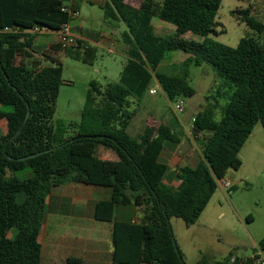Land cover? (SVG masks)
<instances>
[{
  "label": "trees",
  "instance_id": "1",
  "mask_svg": "<svg viewBox=\"0 0 264 264\" xmlns=\"http://www.w3.org/2000/svg\"><path fill=\"white\" fill-rule=\"evenodd\" d=\"M139 2L134 7L125 0H107L100 7L109 25H125L128 59L117 83L103 88L90 82L80 121L71 124L73 134L66 138L52 125L64 83L60 60L51 57L49 66L28 68L16 59L33 53L36 35L25 31L58 30L72 20L63 9L75 11L78 6L71 0H0V106L11 109L0 111L6 125L0 135V264H41L37 238L45 200L53 188L66 183L111 189L110 200L96 204L95 218L113 223L112 264H185L170 220L194 225L217 191L216 181L241 167L239 153L258 122L264 132V22L259 12L264 0L234 12L252 34L235 48L211 37L222 27L216 21L222 0ZM153 17L172 25L173 34L157 36ZM188 34L199 40L186 38ZM60 51L87 65L96 60L95 47L80 40L65 50L59 44L50 50ZM175 51L186 57L162 66ZM204 64L218 81L191 128L202 159L195 168H178L180 184L172 188L163 183L168 168L158 158L164 143L178 138L162 124L145 125L140 134L131 135L133 106L153 81L170 103L193 97L189 69ZM200 135L206 138L200 140ZM99 147L117 160L99 158ZM25 169L32 175L19 179L16 174ZM129 203L140 208L139 222H114L115 206ZM256 247L264 254V237ZM231 258L213 264H253L248 257L240 262ZM66 264L84 263L71 257ZM198 264L210 263L202 256Z\"/></svg>",
  "mask_w": 264,
  "mask_h": 264
},
{
  "label": "rangeland",
  "instance_id": "2",
  "mask_svg": "<svg viewBox=\"0 0 264 264\" xmlns=\"http://www.w3.org/2000/svg\"><path fill=\"white\" fill-rule=\"evenodd\" d=\"M154 1L161 2L162 0ZM259 1L222 0L216 16V21L222 27L217 29L216 36H211L212 39L235 48L242 37L251 36V32L238 21L237 14L234 12L244 10L251 4L258 5ZM259 12L264 22V7ZM78 14L77 18L71 20V28L82 27L96 34H107L112 32V27L119 24L116 33L119 40L123 39L120 33L126 31L125 25L114 21L110 23L113 24L112 26L109 25L104 19L102 10L97 6L81 3L78 7ZM167 25L173 28L172 25ZM155 31L157 35L171 34V32L161 34L158 29ZM95 49L96 60L93 65H87L68 57L60 58L64 83L60 87L56 100L52 125L54 130L61 132L66 138L73 134L71 124L80 121L90 82H97L103 88L108 83H117L125 64L126 59L119 54L117 49L113 48L112 51H117V53L111 54L99 47ZM180 53V51L171 52L167 58L171 61L176 59ZM167 65L169 64H162V66ZM209 70L212 69L206 64L190 67L189 83L195 90L197 89V94L192 99H182L187 113L178 114V117L176 116L178 119L190 122L191 112L194 111L195 103L199 101L202 94L197 88V83L203 76L205 81L211 79L207 76ZM213 75L217 77L214 71ZM215 77L211 80L212 84L216 80ZM152 89L157 90L154 81L151 82L142 100L135 103L138 106L135 104L133 106L136 109V115L128 128V132L133 136L140 134L144 126L148 122L151 123L156 118L155 116H167L172 110L173 103L167 101L159 90L157 93H152ZM4 130V122L0 121V134H3ZM102 150L99 148L98 153ZM240 158L242 159L241 167L236 174L230 173L234 177V186L232 185V191L229 194L228 190H225L226 198L220 196V189L217 188L198 221L190 227H186L180 219L170 220L176 245L185 264H198L202 256L210 264L227 260L230 256L238 259L247 258L254 251L256 243L264 237V132L260 122L253 128L240 152ZM23 177L24 175H18L19 179ZM217 198L221 199L220 204L215 203ZM220 205H224L226 215L224 218H218ZM246 217L250 219L246 221Z\"/></svg>",
  "mask_w": 264,
  "mask_h": 264
},
{
  "label": "crops",
  "instance_id": "3",
  "mask_svg": "<svg viewBox=\"0 0 264 264\" xmlns=\"http://www.w3.org/2000/svg\"><path fill=\"white\" fill-rule=\"evenodd\" d=\"M106 1L107 0H71V2L75 3L78 7L81 3H85L90 6H97L100 10H102L100 7L105 5ZM125 2L134 7H138L140 4L139 0H125ZM164 23L165 22L156 17L152 18L151 24L156 35L157 33L155 30L157 29L158 32H161V34L165 32H171V34H173L174 28H171ZM118 28L119 24L112 27V32L107 34H96L82 27L71 28V32L75 36L76 40H80L85 42L87 45L96 48L99 47L103 50H107L110 54L117 53V51H112L113 48L117 49L119 54L126 59V62L128 59L126 55L127 46L123 39L119 40L116 33V29ZM124 32L125 31H122L120 33L122 38ZM171 34H162L157 36ZM186 38H197L196 40H199L198 37H194L190 34H188ZM55 46H58V38L56 34L37 35L33 39V53H31V57H17L16 64H22L28 68L49 66V58H58L60 60L61 57H65L62 51L57 54H52L50 52L51 48ZM45 52H48V57L44 56ZM180 52L181 53L176 57V59L170 61L166 58L162 64H178L186 57L184 52ZM207 76H210L211 79L205 81L206 79H204L205 77L203 76L197 83V88L202 94L199 101L195 103L196 105L194 111L191 112L190 122L177 118L178 114L173 111V103L171 106L172 110L169 115L155 116L156 118L153 119V123H147L149 126L162 124L171 129L178 138L177 142H165L158 158L159 162L165 164L168 168L163 179V183L172 188H177L180 184V180L178 179L176 173L178 168H195L202 159L200 147L191 136V128L196 114L201 111L205 105V97L211 93L218 81L217 77L213 75L212 70H209ZM214 77L216 80L212 84L211 80H213ZM154 82L157 86L156 91L158 92L159 90L162 93L158 83L156 81ZM195 92L194 96L197 94V89ZM193 97H191V99ZM179 101L182 100H178L177 102ZM135 105L138 106V104ZM10 110V108L6 109L0 106V111ZM183 113H187L186 108H184L182 114ZM0 121H3L5 125L4 120L1 119ZM5 132L6 125L3 134ZM204 138H206V135H200V140ZM98 149L97 155L99 158L109 161L117 160V157L113 152L102 148L103 150L101 153H98ZM240 160L242 161L241 158ZM230 173L236 174L237 171L230 170L227 174V177L231 179L232 185L234 186V177ZM19 174L24 175L22 179H26L32 175L30 169L18 172L16 176L18 177ZM231 191L232 190L229 189L227 193L229 194ZM220 193L221 197H227L226 191L220 189ZM111 195L112 191L110 188L85 185L81 183H66L53 188L45 200L44 216L37 238L41 251V264H66V260L71 257L81 259L84 264H112V255L114 250L112 243L113 223L98 221L95 218L96 204L100 201L110 200ZM220 200V198H217L215 203L220 204ZM141 216L142 213L140 208L133 203L117 204L114 209L113 220L118 223H137L141 219ZM225 216L224 205H220L218 218H224ZM249 219V217H246V221ZM236 259L240 262L243 258ZM231 260H233V257Z\"/></svg>",
  "mask_w": 264,
  "mask_h": 264
},
{
  "label": "built area",
  "instance_id": "4",
  "mask_svg": "<svg viewBox=\"0 0 264 264\" xmlns=\"http://www.w3.org/2000/svg\"><path fill=\"white\" fill-rule=\"evenodd\" d=\"M63 11H66L69 13V17L71 19H75L78 17V11L75 10H69L68 8L63 9ZM5 31H9V29H5ZM27 34L30 35H49V34H56L58 38V44L60 45L62 50H65L67 48H70L75 45L76 38L71 32L70 23L63 25L58 30H52L48 27H33L29 30L25 31ZM156 90H153L152 93H156ZM184 110V104L182 101L176 102L173 105V111L176 114L182 113ZM217 188H220L222 190H229L232 188V181L230 178L227 177V175L216 181ZM250 260H252L253 264H264V254L257 248H254V251L252 254L248 257ZM235 257H233V260ZM244 259V258H243Z\"/></svg>",
  "mask_w": 264,
  "mask_h": 264
},
{
  "label": "water",
  "instance_id": "5",
  "mask_svg": "<svg viewBox=\"0 0 264 264\" xmlns=\"http://www.w3.org/2000/svg\"><path fill=\"white\" fill-rule=\"evenodd\" d=\"M27 116H28V114H27ZM35 156V155H34ZM34 156H32V157H34ZM24 159H26V158H24ZM231 171H234V170H231Z\"/></svg>",
  "mask_w": 264,
  "mask_h": 264
}]
</instances>
